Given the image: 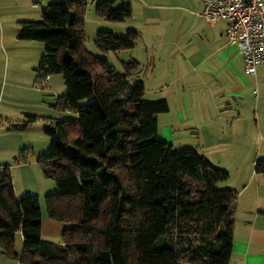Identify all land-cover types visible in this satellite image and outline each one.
Wrapping results in <instances>:
<instances>
[{"label":"trees","instance_id":"trees-1","mask_svg":"<svg viewBox=\"0 0 264 264\" xmlns=\"http://www.w3.org/2000/svg\"><path fill=\"white\" fill-rule=\"evenodd\" d=\"M86 4L49 1L40 19L18 21L17 38L44 45L36 76L62 75L66 92L56 106L75 118L44 126L51 143L37 159L55 185L43 200L46 216L66 224L60 240L41 238L37 195L16 197L9 164H0V252L19 264H227L237 192L217 184L228 171L159 136L157 115L168 110L167 100L143 98L139 61L119 71L103 55L133 48L139 32L97 29L98 53L90 52ZM94 10L113 21L131 15L129 0H96ZM34 119L27 115V123ZM255 168L264 174V159Z\"/></svg>","mask_w":264,"mask_h":264},{"label":"crops","instance_id":"crops-1","mask_svg":"<svg viewBox=\"0 0 264 264\" xmlns=\"http://www.w3.org/2000/svg\"><path fill=\"white\" fill-rule=\"evenodd\" d=\"M141 1L142 19L146 24L159 21L160 24L165 23L162 27L168 28L169 20L175 17L172 12L175 9L188 11L192 18L180 28L183 37L181 51L174 48L170 54L171 58H176L172 65L175 68L173 75L167 74L163 79L156 80V88H167L159 97L167 100L169 107L166 112L157 115L158 134L172 146L194 147L215 165L234 173L230 177L228 172V178L217 184L237 192L232 250L227 264H264V174L255 168L259 157L254 158V155L262 153L259 150L261 146L264 147V141L255 143L254 130L260 132L263 129L257 117L255 121L243 111L248 108V100L252 101L251 104L254 102L249 92L252 81L261 86L264 84V64L258 66L253 74L244 71V61L236 45L228 43L225 38L224 21L199 14L203 7L201 0H182L181 4L171 0ZM130 5L131 15L128 18L133 17L134 11L131 2ZM97 18V27L105 25L112 31L113 27H119V31L131 27L128 18L119 21L120 25L101 23V17ZM178 34L162 36L157 43L167 49L178 39ZM169 84L175 85L172 90ZM144 87L145 92L146 83ZM258 96L255 97L257 105L264 98V91L261 98ZM20 195L15 193L16 197ZM64 226L63 222L50 219L41 211L40 236L43 227L61 234ZM16 236L17 251H20L19 231L15 240ZM11 264L19 263L16 260Z\"/></svg>","mask_w":264,"mask_h":264},{"label":"rangeland","instance_id":"rangeland-1","mask_svg":"<svg viewBox=\"0 0 264 264\" xmlns=\"http://www.w3.org/2000/svg\"><path fill=\"white\" fill-rule=\"evenodd\" d=\"M49 1L54 0H0V162L10 164L14 191L21 193L20 196L37 195L44 215L46 212L43 196L55 189L53 180L44 174L37 160L39 156L49 150L51 143L50 137L44 133V126L56 118H75V113L72 110L56 106L57 97L66 92L60 73H52L47 79H39L36 76L34 68L43 53V43L38 40L19 39L16 33L19 20L40 19L41 8ZM171 1L175 4L183 2L182 0ZM130 2L134 11L133 17L128 18L127 21L131 23L130 28L139 32L136 47L132 50L107 51L103 55L119 71L123 68V62L132 58L141 61V70L137 72L135 78L146 83L147 89H145L143 98L146 100L163 99L159 96H162L167 88L166 86L156 88V80L163 79L167 74L173 75L175 68L172 65L173 62H176V58H171L170 54L174 48L181 51L183 37L179 31L181 26L187 22L186 20L192 18L189 17L188 11L175 9L172 10L175 17L169 20L168 28L162 27L165 26V23L160 24L159 21L149 25L145 23L144 18L142 19L143 1L130 0ZM95 3L96 0L91 4H86L84 12V43L86 48L94 54L98 53L93 43L95 31L107 29L105 25L97 27L98 18L94 10ZM99 19L101 23L120 25L119 21ZM118 28L113 27V32L122 33L126 30L125 27H123L125 28L123 31H119ZM155 34L157 35L156 39H154ZM176 34H178V39L167 49L166 46H160L157 43L162 36H175ZM174 84H169L171 90L172 86H175ZM263 91L264 84L261 86V84L252 81L249 92H251L254 102L251 104L252 101L248 100L250 104L248 103V108L243 110L245 114L254 117L255 121L257 117L258 124L263 129L260 132L254 130L255 143L264 141V98L260 99L259 105L255 102V97L260 95L258 97L261 98ZM87 100L83 99L84 102ZM28 114L35 116V119L29 123H27ZM24 123L27 125L22 129L13 128V125ZM173 148H177V146L173 145ZM259 150L263 153L264 147L261 146ZM262 153L254 155V158L264 157V153ZM226 170L228 169L226 168ZM228 172L230 177L233 176V172L230 173L229 170ZM64 225L66 224L64 223ZM41 237L46 240L59 241L60 233L43 227ZM17 239L18 236H16L14 244L16 250ZM13 261L16 260L8 258L0 252V264H11Z\"/></svg>","mask_w":264,"mask_h":264},{"label":"built area","instance_id":"built-area-1","mask_svg":"<svg viewBox=\"0 0 264 264\" xmlns=\"http://www.w3.org/2000/svg\"><path fill=\"white\" fill-rule=\"evenodd\" d=\"M201 1L199 14L224 21L225 38L236 45L244 61V71L255 73L264 64V0Z\"/></svg>","mask_w":264,"mask_h":264}]
</instances>
